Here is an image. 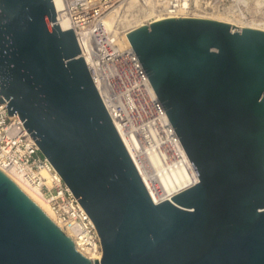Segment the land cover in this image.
<instances>
[{"label": "water", "instance_id": "obj_1", "mask_svg": "<svg viewBox=\"0 0 264 264\" xmlns=\"http://www.w3.org/2000/svg\"><path fill=\"white\" fill-rule=\"evenodd\" d=\"M53 0H0V102L93 221L76 249L0 168V264H264V29L165 16L125 32L197 181L155 202Z\"/></svg>", "mask_w": 264, "mask_h": 264}, {"label": "built area", "instance_id": "obj_2", "mask_svg": "<svg viewBox=\"0 0 264 264\" xmlns=\"http://www.w3.org/2000/svg\"><path fill=\"white\" fill-rule=\"evenodd\" d=\"M59 2V8L54 3L56 20L59 25L65 22L67 28L72 27L92 81L126 149L125 140H132L133 135L145 136L147 131L150 133V124L159 120L158 115H161L169 126L172 125L135 50L131 45L121 47L118 43V31L115 27L117 24L114 23L118 22L119 17L125 12L139 9L140 6L151 5L155 6L158 12L171 14L167 16H183L172 14L179 8L189 9L196 2L204 7H216L230 13L237 10L247 13L246 9L251 8L244 0H59ZM3 101L0 102V168L9 176L8 172L33 186H40L41 183V177L34 176L33 171H39L40 167L45 166L53 172L56 185L51 189L45 184L42 185V190L50 196L48 199L52 209L59 219L68 222L66 227H70L77 239L90 246L91 243L98 244L102 255L100 238L90 216L47 158L41 154L35 139L20 117L9 113L7 100ZM129 155L138 169L134 158L130 153ZM138 172L140 173L139 169ZM62 226L66 231V227ZM68 234L74 242V236ZM74 245L76 247L75 242Z\"/></svg>", "mask_w": 264, "mask_h": 264}, {"label": "bare ground", "instance_id": "obj_3", "mask_svg": "<svg viewBox=\"0 0 264 264\" xmlns=\"http://www.w3.org/2000/svg\"><path fill=\"white\" fill-rule=\"evenodd\" d=\"M53 1L56 7L59 8V0ZM244 1L247 5L253 4L256 7H264V0ZM196 9L201 14L192 15L219 19L228 23L237 24L241 26H249L264 29V27H260L261 25L258 21V23L255 22L256 20H244V14L242 13V10H240V12L230 13L227 10L217 9L216 7H204L199 2H196L195 5L190 7L189 9L179 8V10L172 15H190L184 13L183 11L193 12ZM151 10L154 11V13L152 14L153 19H158L167 15H171L163 13L161 11L158 12V9L153 5L146 7V12ZM144 16L145 14L140 13L138 15V19L136 20L137 22L134 21L127 27L126 30H123L119 34L120 36L118 35V43L121 47L131 45L125 32H128V30L135 26L150 22V20L147 19L148 17L143 18ZM60 25L64 29L67 28V24L65 22H61ZM161 114L163 115V112ZM160 116L161 115L157 116L159 120H155L154 123L150 124V133H148L147 131L145 136H141V134H139L138 136L133 135L132 140H125L127 149L134 158V161L138 169L140 170V173L145 181L148 191L155 202H159L164 199H171V196L184 189L185 187L190 186L197 180L196 173L193 167L191 166L173 128L169 126V124H167V122H165V120L162 119ZM154 144L162 145L164 147V153L162 154V157L158 158L156 161H150V159H148L150 155L147 158V155L145 154L149 148H152L154 146ZM162 166L170 167L171 171L168 174L159 175L158 172ZM8 173L10 174V177H12L13 181L18 185V187L23 190L32 200H34L48 216H50L53 220L59 221L61 225H64L65 227L67 226L68 222L66 220H63L62 218L59 219L56 212L52 209V204L49 202L48 199V197L50 196H48V194H46L42 190L43 184L47 185L48 189H51L54 185H56L54 182L53 172L49 171V169L45 166L40 167L39 171H33L34 176L38 175L39 177H41L40 186H33L30 183L23 182L16 175L10 172ZM66 231L72 236L75 235V233L70 229V227H66ZM74 242L76 244L77 249L85 253L87 256L93 259L101 258V250L99 249L98 244L91 243V246L88 244L86 245V243L80 241V239H77V237L75 236Z\"/></svg>", "mask_w": 264, "mask_h": 264}, {"label": "rangeland", "instance_id": "obj_4", "mask_svg": "<svg viewBox=\"0 0 264 264\" xmlns=\"http://www.w3.org/2000/svg\"><path fill=\"white\" fill-rule=\"evenodd\" d=\"M251 8H247L246 10L248 11L247 13L246 12H242L244 14V20L246 21H255V22H259V25L260 27H264V7H256L255 5H249ZM130 6H128L127 8H129ZM199 10V9H198ZM141 11V12H140ZM154 11H155V8H154ZM153 10L151 11H147L146 12V7L145 6H140L139 9L137 10H134L132 12H125L123 13L119 19H118V22L114 23V25L117 24L116 29L118 31V35L123 31V30H126L127 27L132 24L134 21L137 22L136 20L138 19V15L140 13H143L145 14V16L143 18H146L148 17L147 19L148 20H151L153 19V13H154ZM196 10H194L193 12H188V11H183L184 13H187V14H190V16H195V15H192V14H201L200 12H196ZM236 12H240V11H236ZM150 16V17H149ZM197 16V15H196ZM242 17V16H241ZM142 18V19H143ZM253 19V20H252ZM257 22V23H258ZM120 36V35H119ZM149 152V153H148ZM164 153V147L160 144H154V146L152 148H149L148 151H146V154L144 152L145 155H147V158L150 159V161H156L158 158H161L162 157V154ZM152 154V156H151ZM154 156V157H153ZM153 158V159H152ZM169 166V165H168ZM166 167V166H165ZM161 167L159 169V172L158 174L159 175H162V174H168L171 169L170 167ZM163 168V169H162Z\"/></svg>", "mask_w": 264, "mask_h": 264}]
</instances>
